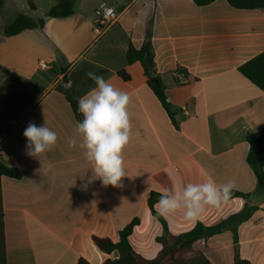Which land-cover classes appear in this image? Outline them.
Returning <instances> with one entry per match:
<instances>
[{
	"label": "crops",
	"instance_id": "0c3cea01",
	"mask_svg": "<svg viewBox=\"0 0 264 264\" xmlns=\"http://www.w3.org/2000/svg\"><path fill=\"white\" fill-rule=\"evenodd\" d=\"M59 1H47L33 19L44 18ZM74 1L73 15L10 37L4 36L5 26L19 13L28 16L26 8H9L6 0L0 7V156L21 173L19 180L0 179L5 242L0 264H77L82 258L102 264L118 254L102 252L92 238L117 242L119 231L135 218L140 224L130 243L153 260L163 229L151 214V193L171 189L174 178L187 184L209 176L218 184L233 180V191L249 197L209 207L196 221L180 213L163 217L169 232L180 235L198 222L213 226L255 207L233 231L200 239L193 250L211 264H234L237 256L264 264V191L256 192L246 141L248 133L264 131V93L239 72L264 52V8L236 9L227 0L206 6L193 0ZM102 5L114 7L119 17L98 33L95 11ZM148 31L170 110L149 87L141 64L125 62L129 43L140 49ZM123 70L129 81L119 76ZM89 72L131 97L132 133L124 150L129 176L122 187L104 186L82 150L68 145L79 123L68 97L79 100L95 87ZM29 123L46 124L58 135L56 147L40 160L26 154L23 133Z\"/></svg>",
	"mask_w": 264,
	"mask_h": 264
},
{
	"label": "trees",
	"instance_id": "16d2710c",
	"mask_svg": "<svg viewBox=\"0 0 264 264\" xmlns=\"http://www.w3.org/2000/svg\"><path fill=\"white\" fill-rule=\"evenodd\" d=\"M31 10L36 11V6L32 0H27ZM198 6H206L216 0H193ZM228 3L236 9L253 10L264 8V0H227ZM2 0H0V7ZM75 12L74 0H60L58 4L50 8L44 18L34 20L33 18L24 14H17V16L10 21L4 28V36L10 37L17 35L25 30L41 29L44 27L45 21L48 19L66 18L73 15ZM125 62L130 65L139 62L148 78V85L153 90L155 95L163 104L164 108L170 110L171 107L167 102L165 96V86L162 79L156 74L155 71V54L152 47V36L150 31L146 34V39L140 49H136L129 43L128 50L125 53ZM239 72L248 79L252 84L258 87L264 93V52L243 64L239 68ZM179 73L187 79V75L182 71ZM119 76L124 81H129L130 76L123 70L119 72ZM154 80V81H152ZM58 90L67 94L62 86ZM71 108L78 122L83 120L82 114L78 109V101L68 97ZM246 141L249 145V152L247 162L253 169L257 178V191H264V131L248 133ZM8 177L19 180L21 173L15 168L7 166L0 156V179ZM241 197L247 199L248 194L238 191H232L229 199ZM160 198V194L152 192L148 205L152 216L162 225V235L157 238V242L162 246L158 256L153 260H148L139 255L130 243V236L134 228L140 224V219H133L124 229L119 231L118 241L114 242L109 238H100L94 236L93 242L102 252L106 254L117 253L116 259H107L102 264H211V262L203 255L198 254L189 261H182L179 256L191 252L194 244L200 239H208L214 235L221 234L224 231L237 228L240 224L247 221L255 207L246 206L242 212L233 215L230 218L213 226H205L198 222L194 228L188 232L180 235H172L169 232L166 220L159 216L154 209L155 204ZM4 211H3V198L0 184V253L4 256ZM77 264H91L85 259H79ZM234 264H250L248 261L241 260L238 256L235 258Z\"/></svg>",
	"mask_w": 264,
	"mask_h": 264
},
{
	"label": "clouds",
	"instance_id": "9594fccd",
	"mask_svg": "<svg viewBox=\"0 0 264 264\" xmlns=\"http://www.w3.org/2000/svg\"><path fill=\"white\" fill-rule=\"evenodd\" d=\"M95 87L78 101L83 120L76 125L68 141L70 148L77 146L91 164L93 175L104 186L122 187V179L129 176L125 166L124 150L129 144L132 123L129 113L131 97L115 87L103 76L89 72ZM27 139V155L38 158L52 151L58 135L44 124L29 123L23 133ZM233 180L217 183L209 176L202 182L184 184L173 179V187L160 194L155 208L159 216L173 218L178 213L188 221L198 220L209 207L219 208L231 197Z\"/></svg>",
	"mask_w": 264,
	"mask_h": 264
},
{
	"label": "rangeland",
	"instance_id": "374dc122",
	"mask_svg": "<svg viewBox=\"0 0 264 264\" xmlns=\"http://www.w3.org/2000/svg\"><path fill=\"white\" fill-rule=\"evenodd\" d=\"M34 1V0H33ZM37 5H38V11H33L30 9L29 5H28V1L27 0H6V5L10 8V7H14V8H21V7H25L26 8V13L29 17L37 19V17L39 16L38 13H42V11H45L47 8V3L50 2V0H35ZM48 1V2H47ZM52 1V0H51ZM54 1V0H53ZM5 18H8V16H5ZM198 252L192 250L191 252L185 253L181 256H179V259L182 261H189L192 258H194L195 256H197Z\"/></svg>",
	"mask_w": 264,
	"mask_h": 264
},
{
	"label": "built area",
	"instance_id": "2783aa9c",
	"mask_svg": "<svg viewBox=\"0 0 264 264\" xmlns=\"http://www.w3.org/2000/svg\"><path fill=\"white\" fill-rule=\"evenodd\" d=\"M118 13L114 7L102 5L95 11V22H96V30L98 33L112 26L118 20ZM41 67L45 65L40 64ZM178 77L184 78L185 76L181 75L179 72L176 73Z\"/></svg>",
	"mask_w": 264,
	"mask_h": 264
},
{
	"label": "water",
	"instance_id": "95a60500",
	"mask_svg": "<svg viewBox=\"0 0 264 264\" xmlns=\"http://www.w3.org/2000/svg\"><path fill=\"white\" fill-rule=\"evenodd\" d=\"M152 81H154V80H152ZM67 86V85H66Z\"/></svg>",
	"mask_w": 264,
	"mask_h": 264
}]
</instances>
